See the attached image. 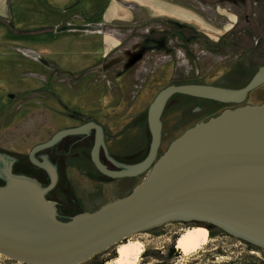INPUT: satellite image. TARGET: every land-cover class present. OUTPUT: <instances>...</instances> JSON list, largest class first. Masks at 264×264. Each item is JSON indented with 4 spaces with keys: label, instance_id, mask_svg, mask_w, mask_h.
Segmentation results:
<instances>
[{
    "label": "rangeland",
    "instance_id": "1",
    "mask_svg": "<svg viewBox=\"0 0 264 264\" xmlns=\"http://www.w3.org/2000/svg\"><path fill=\"white\" fill-rule=\"evenodd\" d=\"M27 1L23 10L12 1L0 4L4 149L28 153L58 129L96 118L106 128L113 153L138 157L151 139L147 110L160 89L179 82L243 84L264 64V8L259 9L256 0H107L104 10H77L84 21L66 24L64 36L38 30L47 27L39 19L45 12ZM215 13V21L208 19ZM60 47L64 49L58 54ZM178 95L163 115L160 154L190 127L212 117L192 113L187 107L192 101ZM247 101L264 103V84ZM88 170L95 171L84 158L74 159L68 168L73 188L69 197L85 211L128 195L145 177L95 180ZM199 224L169 221L123 241H142L145 248L136 264H153L155 247L165 251L185 228L200 226L209 231L201 249L187 255L179 249L174 258L161 254L159 263L264 264V249L249 248L243 239L213 234L208 225ZM119 243L105 255L117 254ZM0 264L28 263L0 253Z\"/></svg>",
    "mask_w": 264,
    "mask_h": 264
},
{
    "label": "water",
    "instance_id": "2",
    "mask_svg": "<svg viewBox=\"0 0 264 264\" xmlns=\"http://www.w3.org/2000/svg\"><path fill=\"white\" fill-rule=\"evenodd\" d=\"M262 84L264 64L241 87L207 82L163 87L147 110L148 153L132 163L111 153L104 127L95 120L61 128L29 153L50 174L47 185L15 173V157L0 151V174L7 180L0 185V253L28 264H81L133 234L174 220L210 223L264 248V103L240 104ZM177 93L240 105L190 127L160 154L163 114ZM92 129L91 156L99 171L113 178L145 177L126 196L62 218L47 197L58 183L57 164L36 153ZM102 151L117 168L102 160Z\"/></svg>",
    "mask_w": 264,
    "mask_h": 264
},
{
    "label": "flooded vegetation",
    "instance_id": "3",
    "mask_svg": "<svg viewBox=\"0 0 264 264\" xmlns=\"http://www.w3.org/2000/svg\"><path fill=\"white\" fill-rule=\"evenodd\" d=\"M224 1L225 0H219L218 3H221ZM255 3H256V5H258L259 9L264 8V6H263L264 0H256ZM214 9L216 10V7ZM216 14L217 13L213 14V18L211 17V15H212L211 14L210 16H208V19H210L211 21H215ZM195 35H200V33L199 34L195 33ZM256 71L257 70H255V72ZM254 73H253V75H254ZM247 82H245L243 84H236V85H234V84H226V85L220 84V85L230 86V87H241V86L245 85ZM179 83H184V82H179ZM207 83H209V82H207ZM214 84H218V83H214ZM253 91H251L250 94ZM177 94H180L178 96H181V99L186 98V100L188 99V100L192 101L187 106V107H190L189 111L191 110L192 113L193 112L194 113L203 112L204 114H207L208 116H215V115L219 114L221 111H223L225 108H233V107H236L240 104L249 103L247 100L249 99V96H250V94H249L247 99L243 103L238 104V103H233V102H222V101L213 100V99H209V98L190 96V95L181 94V93H177ZM177 94L173 95L169 99L167 106L165 108L164 114L166 113V111L170 105L171 100ZM250 103H253V102H250ZM192 104H195V105L192 106ZM183 114H184L183 116H185V114H187L186 111H184ZM90 120H95L98 123L102 124L104 127L105 136L107 137V132H106V128H105L104 124L101 123L96 118L82 119L79 121L80 122L79 124H83V123L90 121ZM138 120L141 122V120H142L141 115L139 116ZM79 124H75V125H79ZM75 125H71V126H75ZM68 127H70V126H68ZM148 130L150 131L149 125H148ZM95 132H96V130L92 129V130H90V132L67 135L62 140H60L57 144L50 146V147H47V148H44L42 150H39L36 153V156L39 160H43L42 155L47 154L49 156V159L53 163L57 164L58 172H59L58 183L54 189L50 190L47 193V197L57 203L59 215L62 218H68V217L74 215L76 212H81V211L86 210V209H84V207H82L80 205V203L75 199V197H69V194H71V192L73 191V188H72V184L70 182V176L68 173V168L70 167L71 164H73L74 159H76V158L88 159L89 162L91 164H93L95 171L94 172L90 171V170L87 171L88 172L87 175L90 178H93L95 180H104L103 177L113 178V177H110L106 174H103L101 171H99L98 168L96 167L93 159H92L91 150H92L94 140H95ZM106 141H107V138H106ZM41 142H43V141H41ZM38 143H40V142H38ZM38 143H36V144H38ZM0 151L9 153L15 157L16 160L13 163V171L15 173L29 174L30 176L37 178L43 185L49 184V182L51 180L50 174L48 173V171L45 168L37 165L36 163H34L32 161L30 154H29L30 151L28 153H23V152H18V151H12L10 149H4L2 147H0ZM111 153L120 161L132 163V162H136L139 160V156L135 157V155H137V153L132 154V155H125V156H121L117 153H113L112 151H111ZM101 158L105 163L109 164V167L117 168V166L115 164H113L111 161H109L106 158L103 151L101 152ZM138 176H140V175H138ZM138 176H128V178H135ZM122 178H127V177H122ZM6 183H7V180L5 179V177L3 175L0 174V185H4ZM176 221L178 223L206 224V225L210 226L211 232L213 234H217V233L229 234L228 232H226L222 228H220L216 225L210 224V223L203 222V221H201V222L182 221V220H176ZM229 235H231V234H229ZM172 246H174V248H175L176 244L173 242L171 244V246H169L165 251L163 249H161L160 247H155V255L157 257V262H159V257L161 254H167V256H168ZM253 247L260 248V249L262 248L260 246L254 245L253 243L249 242V248H253ZM262 249H264V248H262ZM250 253H251V251H250ZM179 255H180L179 248H177V249L175 248L174 254L172 255L171 258H174V257L179 256Z\"/></svg>",
    "mask_w": 264,
    "mask_h": 264
},
{
    "label": "crops",
    "instance_id": "4",
    "mask_svg": "<svg viewBox=\"0 0 264 264\" xmlns=\"http://www.w3.org/2000/svg\"><path fill=\"white\" fill-rule=\"evenodd\" d=\"M13 3V7L17 9H27L21 8L23 4L28 2L27 0H0V4L4 3L9 6ZM37 7H40V11H44L45 14L43 16L39 15V19L43 22V24H47V27H41L40 31H45L46 29H50L52 31H56V33L61 36L66 35L65 33L69 30H66L68 26L66 24L72 26V23L77 22L75 20L84 21V18L79 16L80 13H76L77 10H104L105 2L107 0H32ZM31 7V5L29 6ZM28 7V8H29ZM1 8V6H0ZM101 8V9H100ZM46 26V25H45ZM55 28V29H54ZM72 29V28H70ZM61 43V41H60ZM64 46L65 44H60ZM58 54L63 52V47H60Z\"/></svg>",
    "mask_w": 264,
    "mask_h": 264
},
{
    "label": "bare ground",
    "instance_id": "5",
    "mask_svg": "<svg viewBox=\"0 0 264 264\" xmlns=\"http://www.w3.org/2000/svg\"><path fill=\"white\" fill-rule=\"evenodd\" d=\"M209 231L206 227L190 226L185 228L176 240V246L184 254H192L208 242ZM145 244L138 239L120 242L117 255L107 264H136L139 255L144 251Z\"/></svg>",
    "mask_w": 264,
    "mask_h": 264
},
{
    "label": "trees",
    "instance_id": "6",
    "mask_svg": "<svg viewBox=\"0 0 264 264\" xmlns=\"http://www.w3.org/2000/svg\"><path fill=\"white\" fill-rule=\"evenodd\" d=\"M141 118H142V115H141ZM151 134V133H150ZM151 141V139H150ZM150 141L147 143L146 145V148L144 149V152L142 153V155L139 156V160L143 159L147 153H148V150H149V145H150ZM142 150V149H141ZM138 160V161H139ZM22 174H25V173H22ZM26 175H29V174H26ZM78 213V212H76ZM75 213V214H76ZM200 227V226H198ZM210 227V226H209ZM174 251H175V248L174 246H172V248L170 249V252L168 254L167 257L171 258L172 255L174 254ZM105 252L106 251H103V252H100V253H97L96 255H94L92 258H90L89 260L83 262L82 264H107V262L113 258L116 257V252H112L110 255L106 256L105 255ZM147 253L146 254H150L149 251H146ZM162 255H160L161 257ZM153 264H161L159 262H155ZM166 264H169V263H166Z\"/></svg>",
    "mask_w": 264,
    "mask_h": 264
},
{
    "label": "built area",
    "instance_id": "7",
    "mask_svg": "<svg viewBox=\"0 0 264 264\" xmlns=\"http://www.w3.org/2000/svg\"><path fill=\"white\" fill-rule=\"evenodd\" d=\"M250 251H251V253H253V252H254V251H253V249H251Z\"/></svg>",
    "mask_w": 264,
    "mask_h": 264
}]
</instances>
